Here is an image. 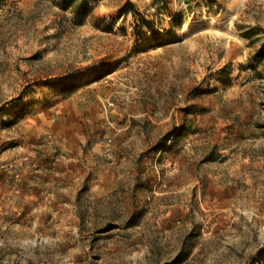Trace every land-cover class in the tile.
Here are the masks:
<instances>
[{"label":"rangeland","instance_id":"obj_1","mask_svg":"<svg viewBox=\"0 0 264 264\" xmlns=\"http://www.w3.org/2000/svg\"><path fill=\"white\" fill-rule=\"evenodd\" d=\"M167 2L182 28L149 0H97L85 18L0 0V264H250L264 250V0ZM127 3L176 44L135 54Z\"/></svg>","mask_w":264,"mask_h":264},{"label":"crops","instance_id":"obj_2","mask_svg":"<svg viewBox=\"0 0 264 264\" xmlns=\"http://www.w3.org/2000/svg\"><path fill=\"white\" fill-rule=\"evenodd\" d=\"M151 9L150 11L155 13V17H169L170 19V25L174 30L180 29L184 26V20L186 15L183 11H176L172 12V10L169 8V4L167 0H149ZM132 3V2H131ZM127 17H132L134 27L139 25V21H141V18H144V20L150 22V20H147V15L141 14V12L135 7L133 4L132 9H127L126 11ZM161 25L160 27H163V21L160 19ZM135 23L137 25H135ZM158 25V22H150L149 25H142L138 28L139 35L134 31V40L135 41V47L136 49L138 47V52L135 54H142V53H149V52H156L160 49H163L164 47H171L176 44V42H173V39H171L169 42L163 41L161 39H166V35H168V31H163L162 28H160ZM231 38L228 40V47L230 50V56L232 57L231 63L234 62H241V59L245 58L246 55V45L247 40L245 38H240L236 36V31H231ZM238 38V40H236ZM142 49V50H141ZM143 51V52H141ZM241 69V66H239V70ZM182 133L181 135H183Z\"/></svg>","mask_w":264,"mask_h":264},{"label":"trees","instance_id":"obj_3","mask_svg":"<svg viewBox=\"0 0 264 264\" xmlns=\"http://www.w3.org/2000/svg\"><path fill=\"white\" fill-rule=\"evenodd\" d=\"M97 0H81L79 3L77 0H62V4L66 9H72L77 17L85 18L89 15L90 9L89 5L92 2H96ZM131 6L127 3V8L124 9V13H126L127 9H132ZM141 23V24H140ZM139 25L135 27L134 31L137 35H139L138 28L142 25H149L150 22L141 18ZM250 264H264V250H260L256 253V255L251 259Z\"/></svg>","mask_w":264,"mask_h":264}]
</instances>
